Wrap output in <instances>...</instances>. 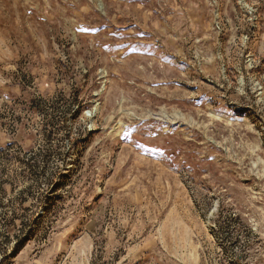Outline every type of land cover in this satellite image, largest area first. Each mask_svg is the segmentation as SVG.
I'll use <instances>...</instances> for the list:
<instances>
[{"label":"rangeland","instance_id":"374dc122","mask_svg":"<svg viewBox=\"0 0 264 264\" xmlns=\"http://www.w3.org/2000/svg\"><path fill=\"white\" fill-rule=\"evenodd\" d=\"M179 4L0 0V264H264V54L178 53Z\"/></svg>","mask_w":264,"mask_h":264},{"label":"crops","instance_id":"0c3cea01","mask_svg":"<svg viewBox=\"0 0 264 264\" xmlns=\"http://www.w3.org/2000/svg\"><path fill=\"white\" fill-rule=\"evenodd\" d=\"M215 1L223 10L229 26L227 32L221 36L212 28L214 11L212 13L209 8L211 6L210 0H179L180 4L178 6L171 5L168 7V13L171 14L170 19L177 20L180 28H183L177 34L179 41L177 51L184 55L200 54L201 60L208 59L206 56L209 54H224L223 59L227 60V68L242 72L247 69L245 64L250 55H254L255 60L260 61L256 54H264V10L261 27L252 32L249 30L247 23L235 14L234 9L230 8L229 1ZM255 1L259 2L264 8V0ZM207 15L212 16L209 19L211 22H208ZM163 25L172 26L169 22ZM245 34L250 36L248 41L244 39ZM166 35L163 42H166L169 47L172 42L170 40L172 35L170 32ZM218 59L219 57H216L214 61L217 60L219 63ZM206 63L204 62L203 65Z\"/></svg>","mask_w":264,"mask_h":264},{"label":"built area","instance_id":"2783aa9c","mask_svg":"<svg viewBox=\"0 0 264 264\" xmlns=\"http://www.w3.org/2000/svg\"><path fill=\"white\" fill-rule=\"evenodd\" d=\"M216 3V9H214V17L215 19V28L219 33H223V35L227 32V26H228V21L223 20L219 18V11L221 10L220 7L218 6L217 2L213 0ZM237 8L239 11V15L242 17V19L247 23L248 28L253 31H257L263 22L262 14L260 11V7L257 3H253L250 0H237ZM249 35L246 34L244 36V39L246 41L249 40Z\"/></svg>","mask_w":264,"mask_h":264},{"label":"trees","instance_id":"16d2710c","mask_svg":"<svg viewBox=\"0 0 264 264\" xmlns=\"http://www.w3.org/2000/svg\"><path fill=\"white\" fill-rule=\"evenodd\" d=\"M32 105L34 106V107H37L38 106V99H33L32 100ZM11 146H13V143L12 142H9L8 144H7V147H11ZM3 149L2 148H0V154H2V153H4L3 151H2ZM30 159H32V158H30ZM3 186H2V184H1V182H0V192H2L3 190V188H2ZM232 219V218H231ZM237 220H239V219H237ZM232 227H230V229L231 230H233V232H237L239 229L237 228V221H235V219L234 220H232ZM241 230V229H240ZM246 243H249L248 244V247L251 245V240H250V242H247L246 241ZM17 250H19V247H17ZM15 256H17L16 254H15ZM14 255L12 256V257H14V258H16ZM10 260H11V258H9ZM13 259V258H12Z\"/></svg>","mask_w":264,"mask_h":264}]
</instances>
